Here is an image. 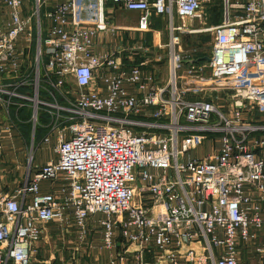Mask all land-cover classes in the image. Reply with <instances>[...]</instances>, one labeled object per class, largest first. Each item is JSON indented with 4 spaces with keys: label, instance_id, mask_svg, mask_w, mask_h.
<instances>
[{
    "label": "built area",
    "instance_id": "built-area-1",
    "mask_svg": "<svg viewBox=\"0 0 264 264\" xmlns=\"http://www.w3.org/2000/svg\"><path fill=\"white\" fill-rule=\"evenodd\" d=\"M111 1L139 12V30L167 17L152 56L140 44L122 55L120 40L94 52L115 28L87 15L88 0H0V106L27 105L31 151L44 128L38 145L54 141L56 155L0 192V264H32L45 226L69 215L86 237L97 213L104 247L118 233L136 264H241V250L264 264V124L242 119L264 115V0H221L220 22L200 28L185 20L204 18L202 0ZM205 31L208 52L182 47ZM208 141L213 152L188 155Z\"/></svg>",
    "mask_w": 264,
    "mask_h": 264
},
{
    "label": "rangeland",
    "instance_id": "rangeland-1",
    "mask_svg": "<svg viewBox=\"0 0 264 264\" xmlns=\"http://www.w3.org/2000/svg\"><path fill=\"white\" fill-rule=\"evenodd\" d=\"M29 5H31V1H29ZM205 16L203 19L199 20L195 18L193 20L186 19V23H191L193 27L200 28L205 27L207 25H211L213 19L219 20L221 16V0H211L207 1L203 4ZM3 7L0 2V13L2 12ZM176 18L175 15H173ZM43 20V18H42ZM43 25V24H42ZM166 41V40H165ZM164 41V42H165ZM163 42V40H162ZM211 35L209 32H200L194 34H183L182 35V47L184 49H196L197 52H208L210 48ZM144 44L150 47L151 51L148 55H153L152 48L154 44H152L151 37H145ZM152 47V48H151ZM165 52V51H164ZM140 58V57H139ZM165 62V58L160 64ZM163 72V71H162ZM23 75L26 72L22 73ZM165 75V73H163ZM31 76V74H30ZM18 79H14V82ZM23 78V77H22ZM17 81L16 83H18ZM31 86V84H30ZM20 87V85L18 86ZM26 87V86H23ZM8 92L14 90V86L6 87ZM31 91V89H30ZM17 93V92H16ZM32 96V92L30 94ZM9 96L8 93L0 92V97L2 99H7ZM220 102L221 99H224L222 94L219 95ZM13 98V97H12ZM21 102L27 104V101L21 99ZM31 103V102H30ZM33 103V102H32ZM29 107L26 105L24 108L19 110V115L17 117V121H15V116H11L9 114L10 106H0V192L1 193H11L17 188H19L25 179L33 172H35V168L32 167L33 164H41L45 162L47 159H55L56 155L53 152V143L51 145L39 146L37 141H34L33 150L31 151V136L30 130L32 128V123L29 119L28 115ZM242 119L243 122L249 124H264V115L257 111L251 110L246 112L243 111ZM41 113V110L38 111ZM41 121H43V116H41ZM19 122V123H18ZM19 124V129L18 128ZM23 125L27 126L28 130L23 135ZM26 130V129H25ZM209 143V141H208ZM203 147L205 144L202 145ZM209 148L204 153L201 151V148L197 147L196 149L189 152V156H204L207 153L213 152L214 146L209 143ZM31 155L33 159H30ZM31 160H33L31 165ZM48 187H51V183L49 181H43L41 183V189L45 190ZM98 218V219H96ZM95 220L91 219V216L88 219L87 226L91 230L87 237V248L85 253H83V258H81V264H106L109 259H114L115 264H136V260L133 256L123 255L120 253L121 248L125 246L122 242L121 238H119L118 233H116L114 237V247L108 249L104 247L103 244V228L99 225V220L103 218L101 213H97ZM97 221V222H96ZM69 229L75 227L72 222L68 223ZM73 228L72 230H74ZM262 240L264 241V235H261L256 241ZM135 246L131 245L129 247V251L134 249ZM34 258V257H33ZM32 258V259H33ZM240 259L241 264H259L258 256L249 254L248 252L240 251ZM71 262V261H70ZM155 264H167L164 261H157Z\"/></svg>",
    "mask_w": 264,
    "mask_h": 264
},
{
    "label": "crops",
    "instance_id": "crops-1",
    "mask_svg": "<svg viewBox=\"0 0 264 264\" xmlns=\"http://www.w3.org/2000/svg\"><path fill=\"white\" fill-rule=\"evenodd\" d=\"M202 1L203 3L207 2L206 0ZM86 13L89 17L96 19L99 24L102 19H105L107 24H109L108 26L115 28L114 32L108 30L107 32L100 31L98 33L97 39L99 41L94 48L96 53L112 49L116 40H120V46L123 49L121 54L132 57L136 44H140L143 47L147 46L143 43L145 37L150 36L152 44L157 41L159 34L161 35V40L165 41L167 39V17L165 15L158 16L153 14L149 27L146 30H139V12L126 10L120 4H116L111 0H88ZM216 23L218 22H211V24ZM140 52V49L135 52L137 53L135 54V61L137 62L141 60ZM96 215H91V219L95 220ZM70 222L71 216L69 215L66 228L58 223H49L45 226L42 238L33 245L35 256L32 264H81V258H83V253H85L87 248V236L81 238L76 227H73L75 228L74 230H72L73 228L69 229L68 223ZM90 231L88 228V233Z\"/></svg>",
    "mask_w": 264,
    "mask_h": 264
},
{
    "label": "trees",
    "instance_id": "trees-1",
    "mask_svg": "<svg viewBox=\"0 0 264 264\" xmlns=\"http://www.w3.org/2000/svg\"><path fill=\"white\" fill-rule=\"evenodd\" d=\"M213 21H216V22H220V19L219 20H215V19H213ZM15 92H17V93H19V94H21L22 92L23 93H27V92H29V89L27 88V87H23V86H20V87H17L16 89H15ZM12 99V101L14 102L13 104H11L10 105V110H9V114L11 115V116H15V121H17V117L16 116H18L19 115V110L21 109V108H17L18 106L15 104V102H18L20 99H18V98H16V97H13V98H11ZM22 108H24V107H22ZM28 115L30 114V109H28ZM30 117V116H29ZM19 123V122H18ZM18 128H19V124H18ZM26 129V130H25ZM28 130V128H27V126H25V125H23V135L25 134V132ZM44 132H45V129L44 128H36L35 129V135H34V140L35 141H37V140H39L40 139V137L44 134ZM30 134V133H29ZM146 259H148V258H146Z\"/></svg>",
    "mask_w": 264,
    "mask_h": 264
},
{
    "label": "water",
    "instance_id": "water-1",
    "mask_svg": "<svg viewBox=\"0 0 264 264\" xmlns=\"http://www.w3.org/2000/svg\"><path fill=\"white\" fill-rule=\"evenodd\" d=\"M198 60H209V58L205 56V57H203V58H199ZM198 60H197V61H198ZM31 142H32V138H31Z\"/></svg>",
    "mask_w": 264,
    "mask_h": 264
}]
</instances>
